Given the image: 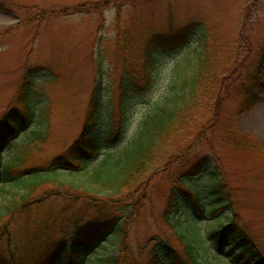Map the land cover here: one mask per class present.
Segmentation results:
<instances>
[{
    "label": "trees",
    "instance_id": "16d2710c",
    "mask_svg": "<svg viewBox=\"0 0 264 264\" xmlns=\"http://www.w3.org/2000/svg\"><path fill=\"white\" fill-rule=\"evenodd\" d=\"M202 25L191 22L177 32L150 35L139 59L142 73L137 65L133 70L129 59L122 63L116 109L107 101L104 70L98 68L79 136L43 166L31 163L40 152L39 143L47 137L46 129L20 137L36 122V83L34 74L26 72L13 109L0 121V146L8 144L9 150L13 141L20 144L5 164L0 151V264H130L125 251L126 226L149 200L152 180L173 169L163 217L175 227L178 215L186 211L190 223L186 231L177 232L181 250L172 246L167 250L162 241H156L149 249L147 264H264V254L234 210L228 180L211 155L198 150L205 136L218 132L238 145L247 146L250 141L223 115L219 92L230 76L227 66L220 71L223 53ZM194 39L198 43L194 63L172 86L171 94L141 120L128 145L114 150L131 99L148 92L157 54L176 52ZM247 73L239 115L252 112L261 100L256 90L264 88V43ZM102 151L106 152L103 160L89 168ZM210 165L216 174L209 177L206 191H198L196 181ZM50 201L61 206L51 209L45 218L32 216L30 207L51 206ZM61 222L68 223V228L56 231ZM203 222L214 224L205 236L197 226ZM111 241L120 246L119 255L106 252ZM209 246L216 253L214 261L200 253L210 250Z\"/></svg>",
    "mask_w": 264,
    "mask_h": 264
},
{
    "label": "rangeland",
    "instance_id": "374dc122",
    "mask_svg": "<svg viewBox=\"0 0 264 264\" xmlns=\"http://www.w3.org/2000/svg\"><path fill=\"white\" fill-rule=\"evenodd\" d=\"M191 22L202 23L212 41L215 37L219 43V52L223 53L220 71L227 66L230 76L219 92L223 115L236 125L241 136L250 139L247 146H242L230 142L221 132L205 134L206 141L198 150L210 154L228 180L227 193L240 223L264 254V88L256 90L261 100L252 112L238 113L243 82L264 43V0H0V121L13 109L20 82L30 70L36 83V122L20 137L46 129L47 137L39 143L40 152L31 165L49 163L79 136L98 68L104 70L107 101L116 109L122 63L129 59L133 70L137 65L142 73L139 59L146 39L156 32H177ZM197 49L194 39L176 52L157 54L150 69L148 92L131 99L126 125L114 150L125 148L141 120L171 94L172 86L194 63ZM261 82L264 84V76ZM18 146L13 141L9 150L8 145L0 148L5 151L4 164ZM105 156L102 151L88 167H97ZM169 173L152 180L149 200L126 226L125 251L130 264H147L149 249L156 241H162L167 250L171 246L181 250L177 232L186 231L190 218L182 211L176 218L179 224L173 227L163 217L175 170ZM215 174V167L210 165L196 181L198 191H206L209 177ZM50 204L30 207L32 216L45 218L51 209L61 206L59 202ZM197 226L199 234L205 236L214 224ZM64 228L68 223L61 222L56 231ZM108 247L110 255L121 252L114 241ZM209 249L200 253L214 261L216 253Z\"/></svg>",
    "mask_w": 264,
    "mask_h": 264
},
{
    "label": "snow or ice",
    "instance_id": "6c2138e0",
    "mask_svg": "<svg viewBox=\"0 0 264 264\" xmlns=\"http://www.w3.org/2000/svg\"><path fill=\"white\" fill-rule=\"evenodd\" d=\"M0 136H2V129H0Z\"/></svg>",
    "mask_w": 264,
    "mask_h": 264
}]
</instances>
